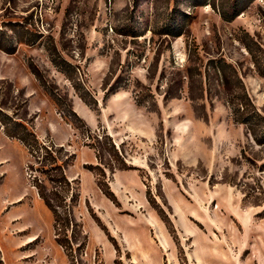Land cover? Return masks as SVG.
<instances>
[{"label": "rangeland", "instance_id": "374dc122", "mask_svg": "<svg viewBox=\"0 0 264 264\" xmlns=\"http://www.w3.org/2000/svg\"><path fill=\"white\" fill-rule=\"evenodd\" d=\"M0 264H264V0H0Z\"/></svg>", "mask_w": 264, "mask_h": 264}, {"label": "trees", "instance_id": "16d2710c", "mask_svg": "<svg viewBox=\"0 0 264 264\" xmlns=\"http://www.w3.org/2000/svg\"><path fill=\"white\" fill-rule=\"evenodd\" d=\"M235 7V6H234ZM235 11V10H234ZM244 11V9H242L241 11H236L234 14L236 15H239L241 12H243ZM236 15V16H237ZM228 17V16H227ZM227 17H225V18H227ZM229 18H232L230 15H229ZM11 137H17V135H15V134H13V135H10ZM28 136H30V141H29V137ZM18 139L20 140V141H22L27 147H30V152H32V153H35V152H37V151H39L40 150V148L42 147L40 144H39V142L37 141V139L35 138V136H34V134L33 133H31V132H27L26 133V135H24V136H22V137H18ZM41 149H44V147H42ZM46 150V149H45ZM47 151V154H46V156H48V150H46ZM51 168H53V167H51ZM54 170H56V171H58L59 170V176L57 177V178H55V179H53V181H58V182H60V183H67V185H68V182L66 181V179L64 178V176H62V172L60 171L61 170V168L60 167H54ZM62 183V184H63ZM38 187V189H39V192H40V196H41V198L46 202V204L50 207V208H53L52 207V205H51V202H50V200L47 198V196L45 195V193L43 192V190H42V188H41V186L40 185H38L37 186ZM104 193L108 196L109 194H110V190H107V191H104Z\"/></svg>", "mask_w": 264, "mask_h": 264}]
</instances>
